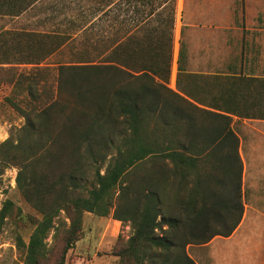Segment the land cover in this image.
Returning <instances> with one entry per match:
<instances>
[{
  "label": "trees",
  "instance_id": "obj_1",
  "mask_svg": "<svg viewBox=\"0 0 264 264\" xmlns=\"http://www.w3.org/2000/svg\"><path fill=\"white\" fill-rule=\"evenodd\" d=\"M35 37L40 63L55 47ZM137 57L122 45L104 61L16 71L7 101L24 123L0 143V176L17 167V188L41 215L31 217L28 241L17 235L23 264H48L53 230L63 242L57 264H65L84 212L130 224L119 264H197L189 244L230 235L241 221L237 136L190 128L194 112L166 84L169 59ZM13 208L6 200L0 228ZM62 211L69 224L59 222Z\"/></svg>",
  "mask_w": 264,
  "mask_h": 264
},
{
  "label": "crops",
  "instance_id": "obj_2",
  "mask_svg": "<svg viewBox=\"0 0 264 264\" xmlns=\"http://www.w3.org/2000/svg\"><path fill=\"white\" fill-rule=\"evenodd\" d=\"M43 1L0 0V6H21L20 12L13 13L20 17ZM116 2V33L122 34L111 50L121 51L123 45L142 61L156 54L169 59L166 84L194 112L195 123L189 127L210 134L228 128L238 138L243 167L241 221L230 235L191 244L190 256L197 264H264V0ZM93 23L74 22L76 33L50 30L39 35L47 49L55 47L52 56L90 33ZM84 62L95 63L80 59L58 64ZM174 67L177 75L173 78Z\"/></svg>",
  "mask_w": 264,
  "mask_h": 264
},
{
  "label": "rangeland",
  "instance_id": "obj_3",
  "mask_svg": "<svg viewBox=\"0 0 264 264\" xmlns=\"http://www.w3.org/2000/svg\"><path fill=\"white\" fill-rule=\"evenodd\" d=\"M117 8L116 0H44L17 17L15 14L21 11V6H0V143L10 136L14 126L24 123V118L7 101V97L12 94L16 71L30 74L36 68L55 67L59 62L69 60H108L112 56V45L122 34L116 33ZM50 17L52 20H47ZM92 21L94 23L90 33L76 38L62 52L49 55L42 62L36 63L43 51L36 41L40 38L35 37L39 32L57 30L76 33L77 30L72 27L74 22L86 25ZM29 37L34 40L25 42ZM179 44L178 35L176 49ZM172 75L173 78L177 75L175 67ZM17 173L18 168L11 166L0 176V211L6 200L14 202L13 212L1 223L0 264H23L24 256L16 245L17 235L28 241L34 229L31 217H41L18 190ZM65 216L66 213L62 211L59 222L65 220L69 224L70 220ZM212 224L215 228H222L218 223ZM229 224L230 221L227 222ZM131 233L130 224L114 219L111 214L98 216L84 212L81 234L66 253L65 264H119L120 257L116 253ZM54 234L53 230L47 238L50 247L48 264H57L63 248L61 232L56 238ZM188 247V252L193 253L194 247L191 244Z\"/></svg>",
  "mask_w": 264,
  "mask_h": 264
}]
</instances>
